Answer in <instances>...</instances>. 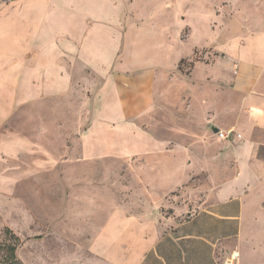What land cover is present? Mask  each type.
<instances>
[{"label":"crops","instance_id":"0c3cea01","mask_svg":"<svg viewBox=\"0 0 264 264\" xmlns=\"http://www.w3.org/2000/svg\"><path fill=\"white\" fill-rule=\"evenodd\" d=\"M162 3L0 0V72H13L15 102L29 104L36 118L40 82L46 117L70 115L64 105L52 107L61 98L63 104L77 99L94 119L72 144L71 129L56 125L54 141L68 156L16 165L15 193L37 173L52 184L48 189L63 186L53 202H63L65 219L52 227L65 233L68 264H225L233 254L232 264H264V157L258 155L264 148V0H217L190 21L167 15ZM183 27L190 38H205L193 41L187 54L196 44L207 57L187 77L175 78V89L187 88L189 98L164 89L167 72L184 56ZM215 29L221 37L211 41ZM217 86L223 90L215 92ZM171 99L186 103V121L174 127L163 121ZM126 118L158 121L142 128ZM199 124L210 125L216 138L217 132L230 136L213 147ZM49 127L22 129L16 148L30 143L37 150L32 134L48 137ZM140 154L124 178L130 184L125 197L87 188V165L110 167ZM59 165L62 174L37 172ZM178 190L179 197L171 196ZM168 196L175 204L162 215Z\"/></svg>","mask_w":264,"mask_h":264},{"label":"rangeland","instance_id":"374dc122","mask_svg":"<svg viewBox=\"0 0 264 264\" xmlns=\"http://www.w3.org/2000/svg\"><path fill=\"white\" fill-rule=\"evenodd\" d=\"M169 1L171 0H164L165 7H163L162 3L159 5V8H163V10L167 12L166 14L171 15V17L176 14L177 17H182V20L187 19L188 21H190L189 18L198 13L211 11L213 5L217 2V0H175V7L173 2L170 3ZM175 9L176 12L174 13ZM173 20L174 18L171 20L172 26L174 22L178 24L177 20ZM218 31L219 29H215V36H212L211 41L219 40L221 36ZM188 35V30L183 27L181 29L180 39L183 43L182 54L184 56L178 62L176 70L167 72L170 81L166 83L164 89L166 90V94L170 96L180 94L184 98H189L190 94L187 88H178L180 91L175 89V78H178L179 74L187 77L190 72H192L194 63H205V61H207L206 50L196 44L192 46L191 53L187 54L191 49V43L200 39L199 37V39H193ZM200 41L204 42L205 38H201ZM213 55L216 56L217 53ZM208 58H211V55H208ZM215 82H217L216 79ZM38 89L39 96L37 104H35L36 108L35 105H33L35 113L37 111V117L32 118L29 114V104H22L21 106V104L15 102L16 89L13 82V72H0V264H68L67 253L70 248L63 245L64 243L62 241L65 233L58 227H52V223L58 224L65 219L64 214L61 212L64 208L63 202L57 200L53 202V198L57 199L61 191H63V186H54L52 189H48L47 185L50 186L52 184L46 183V176L37 173L35 174V182L22 183V187L15 193L16 185L13 176L15 170L19 168L18 166L16 167V165L20 163L26 164L32 158L38 161H44L48 156L54 159L57 158L56 160L68 156L65 152V145L61 148V150H63L62 152L60 151V140L54 141L58 138L56 137V125L71 129L73 133L71 134L70 142L72 144L74 140L79 139L78 136L82 131L89 128L94 119L89 116L87 111H82L81 104L76 102L77 99L73 102L70 100L69 104H63L61 103V98H55L53 102H51L53 105L52 107H59L62 109L64 105L65 108H69L70 115L55 118V116L53 117L49 114L50 116L48 117L51 118L46 117L45 115H47V112H45L44 115V111H47L45 110L47 100L45 97L46 87L44 83L41 84L39 82ZM222 90L223 87H215V92L217 93ZM184 102H186V99H184ZM184 104L186 103H175L174 100L171 99L170 106L167 107L170 116H166L163 121L171 124V127L185 123L186 119L183 117ZM78 111L80 113H78ZM23 113L26 114L27 118H23ZM123 121L133 122L139 127L146 128L149 127L150 121L155 122L156 126L158 120L126 118ZM203 125L204 128L206 127L207 129L204 139H207V142L213 145V147L216 146L217 143H220L218 138L212 135V130L209 128L210 125ZM48 126H50L49 128L51 129V133L48 137L41 138L40 134L36 136L32 134V139L35 140L34 143H37L36 145L38 146L37 150L33 148L30 143H25L21 148H16L17 145L14 140L16 134L21 133L22 129L29 130V128L32 127L34 130V128L42 129V127ZM204 128L200 125L198 133H201L200 130ZM26 133H28V131ZM25 135L29 137V134ZM65 139L67 140V138ZM41 146L44 149L43 152L39 150ZM74 153L75 152L72 151L70 157H75ZM258 155L259 157H264V148L259 149ZM141 159L142 155L140 154L135 157H123L115 163L116 165L110 167L87 165L85 169L86 175L90 178V181L86 182L87 188L97 186V190L101 189L106 192H119L118 195L120 197H125L126 192H128L126 188L130 184L124 182V178L132 174L131 166ZM26 170L25 168L23 172ZM32 170L36 171L34 169ZM63 170L64 168L61 165L46 169L44 167L37 168V172L45 174L47 171V175H52L53 172L62 174ZM109 173L111 174V179L107 180L109 176L107 179H104L106 178L104 175ZM95 176L97 182H94ZM197 177L201 179L204 175L199 174ZM120 178L121 182H117L116 180H120ZM178 182H180V180ZM36 192L37 195H33L36 194ZM16 195H18V197ZM180 195L181 190H178L171 196L179 197ZM173 197L170 198V196H168L166 198L167 205H165V207H160L158 209L159 213L166 215L170 212L169 209H171V207L169 206L171 205L168 204H170L169 202L175 204L172 199ZM19 199L22 200L19 202ZM25 204L29 205L26 206ZM51 228H53V230H51Z\"/></svg>","mask_w":264,"mask_h":264},{"label":"built area","instance_id":"2783aa9c","mask_svg":"<svg viewBox=\"0 0 264 264\" xmlns=\"http://www.w3.org/2000/svg\"><path fill=\"white\" fill-rule=\"evenodd\" d=\"M216 136L218 138V140H227L230 136V131H226V132H217ZM236 260V255L233 254L231 261ZM231 261L226 262L225 264H232Z\"/></svg>","mask_w":264,"mask_h":264},{"label":"water","instance_id":"95a60500","mask_svg":"<svg viewBox=\"0 0 264 264\" xmlns=\"http://www.w3.org/2000/svg\"><path fill=\"white\" fill-rule=\"evenodd\" d=\"M214 131H216V130H214Z\"/></svg>","mask_w":264,"mask_h":264}]
</instances>
